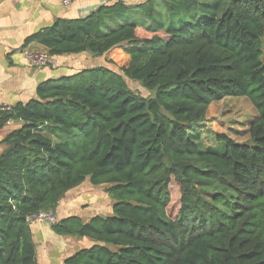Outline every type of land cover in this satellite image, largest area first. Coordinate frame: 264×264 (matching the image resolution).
Here are the masks:
<instances>
[{
	"label": "trees",
	"instance_id": "obj_1",
	"mask_svg": "<svg viewBox=\"0 0 264 264\" xmlns=\"http://www.w3.org/2000/svg\"><path fill=\"white\" fill-rule=\"evenodd\" d=\"M138 2L27 39L51 57L99 61L0 108V133L18 126L0 155V264H38L28 218L56 214L86 183L105 189L112 214L53 225L94 243L65 264H264V0ZM135 13L141 22L121 23ZM118 48L130 57L120 71L107 63ZM229 97L256 112L249 139L215 134L205 147L209 109Z\"/></svg>",
	"mask_w": 264,
	"mask_h": 264
},
{
	"label": "crops",
	"instance_id": "obj_2",
	"mask_svg": "<svg viewBox=\"0 0 264 264\" xmlns=\"http://www.w3.org/2000/svg\"><path fill=\"white\" fill-rule=\"evenodd\" d=\"M117 0H0V108L13 107L36 97L41 83L75 75L98 65V59L88 54L52 57L50 66L35 64L29 53L47 51L35 43L26 44L29 37L52 27L59 19L83 20L104 4ZM137 4L138 0H123ZM142 3L145 0H139ZM119 49V48H118ZM114 51V50H113ZM13 124V123H12ZM10 125L0 133V155L5 150L3 140L18 126ZM112 201L105 189L86 183L70 192L57 209L58 220L71 216L89 221L94 216L108 217L112 214ZM37 246L38 264H65L76 252L91 247L88 239L59 237L52 225L32 224Z\"/></svg>",
	"mask_w": 264,
	"mask_h": 264
},
{
	"label": "rangeland",
	"instance_id": "obj_3",
	"mask_svg": "<svg viewBox=\"0 0 264 264\" xmlns=\"http://www.w3.org/2000/svg\"><path fill=\"white\" fill-rule=\"evenodd\" d=\"M139 11V9H137ZM122 24L141 22L142 15L135 13L132 18L128 16L122 18ZM51 57V56H50ZM107 63L115 70L120 71L122 68L127 67L130 63V57L126 55L122 49H115L107 55ZM52 63L48 64L50 66ZM129 82V81H127ZM131 82V81H130ZM131 90L140 95L141 97L148 98L151 94L140 87L138 84L130 83ZM256 118V112L249 101L243 97H229L228 99L215 103L209 109L207 115V122L205 127L201 130L202 140L205 147L212 146L215 134H226L233 138L236 142H246L249 139V128L251 122ZM219 148L218 144L215 146ZM172 196V210L176 212L178 209L179 186L173 180L170 185Z\"/></svg>",
	"mask_w": 264,
	"mask_h": 264
},
{
	"label": "built area",
	"instance_id": "obj_4",
	"mask_svg": "<svg viewBox=\"0 0 264 264\" xmlns=\"http://www.w3.org/2000/svg\"><path fill=\"white\" fill-rule=\"evenodd\" d=\"M73 0H66V5L71 4ZM28 57L37 65L47 66L48 64L55 63V60L48 54L43 53H29ZM10 107H4V109H9ZM58 222L57 215L52 211H40L39 213L28 218L29 224H42L46 223L49 225H54Z\"/></svg>",
	"mask_w": 264,
	"mask_h": 264
}]
</instances>
